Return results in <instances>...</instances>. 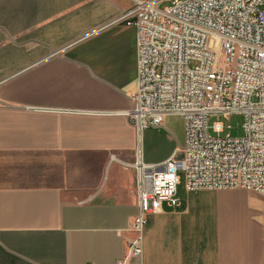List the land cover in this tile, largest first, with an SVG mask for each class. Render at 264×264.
Returning a JSON list of instances; mask_svg holds the SVG:
<instances>
[{
  "label": "crops",
  "instance_id": "obj_1",
  "mask_svg": "<svg viewBox=\"0 0 264 264\" xmlns=\"http://www.w3.org/2000/svg\"><path fill=\"white\" fill-rule=\"evenodd\" d=\"M131 5L0 0V264H116L136 236L135 150L161 166L182 146L183 129L138 133L125 114L136 34L113 20ZM180 185L125 264L262 263L261 223L253 234L220 221L225 190Z\"/></svg>",
  "mask_w": 264,
  "mask_h": 264
},
{
  "label": "built area",
  "instance_id": "obj_2",
  "mask_svg": "<svg viewBox=\"0 0 264 264\" xmlns=\"http://www.w3.org/2000/svg\"><path fill=\"white\" fill-rule=\"evenodd\" d=\"M113 21L136 34L137 86L126 116L138 133L178 116L184 133L161 166L135 150L136 236L116 262L125 264L141 254L147 216L162 202L178 204L180 173L187 191L264 195V0H132ZM236 113L243 115L241 137L221 135L219 121L208 125L211 116Z\"/></svg>",
  "mask_w": 264,
  "mask_h": 264
},
{
  "label": "rangeland",
  "instance_id": "obj_3",
  "mask_svg": "<svg viewBox=\"0 0 264 264\" xmlns=\"http://www.w3.org/2000/svg\"><path fill=\"white\" fill-rule=\"evenodd\" d=\"M165 5L166 3H162L160 6L163 7ZM216 121L221 122L225 126L224 132L221 135H225L227 133H229L231 137H241L243 135L242 114H231L228 117L211 116L208 119V125H212ZM162 124L173 134H176L179 139H181L183 122L178 116H167L163 119ZM227 125L230 126L229 130L226 128ZM209 133L212 134L211 130H209ZM180 178V186L182 187V174H180ZM222 194L227 197L228 201L224 205L221 204L219 207V211L215 214L217 219L224 222H231L233 225L246 228L248 232L251 233L252 231L253 234H256L257 231L260 230L261 223L263 225L264 232V195L246 189H226L222 192ZM259 218L260 221H258ZM244 248L247 250L249 249V246H244Z\"/></svg>",
  "mask_w": 264,
  "mask_h": 264
}]
</instances>
